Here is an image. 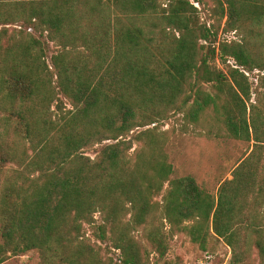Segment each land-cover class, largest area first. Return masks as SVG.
Segmentation results:
<instances>
[{
    "label": "trees",
    "instance_id": "obj_1",
    "mask_svg": "<svg viewBox=\"0 0 264 264\" xmlns=\"http://www.w3.org/2000/svg\"><path fill=\"white\" fill-rule=\"evenodd\" d=\"M194 1L217 20L191 0H0V264H150L179 233L264 264V0ZM176 113L252 142L216 194L172 178Z\"/></svg>",
    "mask_w": 264,
    "mask_h": 264
},
{
    "label": "rangeland",
    "instance_id": "obj_2",
    "mask_svg": "<svg viewBox=\"0 0 264 264\" xmlns=\"http://www.w3.org/2000/svg\"><path fill=\"white\" fill-rule=\"evenodd\" d=\"M211 2L209 5L199 7L201 21L207 22L208 25L217 20V15L212 11ZM196 6V5H195ZM225 22V20H224ZM219 37L222 40L231 41L238 40L236 32L224 33L220 31ZM46 48V61L50 69H54L52 65V56L59 54L61 48L54 43L48 42L44 44ZM219 68H225L220 60H216ZM259 71L250 74V80L253 82V89L258 85ZM261 72L260 75H263ZM55 82L57 81L55 76ZM255 93H253V99ZM66 108H71L68 101L64 100ZM184 117L182 113H176L166 121H162L160 129L168 131L170 135L169 143L166 150L168 152L171 163L174 167L172 178L192 175L198 183L216 194L219 182L225 178H231V170L237 161L251 148L252 142L248 143L229 137H207L200 134L199 130L193 126L188 128L183 126ZM90 155H94L90 153ZM99 217V216H98ZM88 236L92 241L91 231ZM170 248L163 259L155 254L151 255L150 264H230L233 256L231 248L213 235L208 237L206 249L198 242H194L186 233H179L169 240ZM109 255L115 262L119 263L120 253L113 250ZM255 257V254L252 256ZM2 264H39V257L36 252L11 256Z\"/></svg>",
    "mask_w": 264,
    "mask_h": 264
},
{
    "label": "built area",
    "instance_id": "obj_3",
    "mask_svg": "<svg viewBox=\"0 0 264 264\" xmlns=\"http://www.w3.org/2000/svg\"><path fill=\"white\" fill-rule=\"evenodd\" d=\"M191 1H192V3H193L194 5L199 6V4H198L197 2H195L194 0H191Z\"/></svg>",
    "mask_w": 264,
    "mask_h": 264
}]
</instances>
